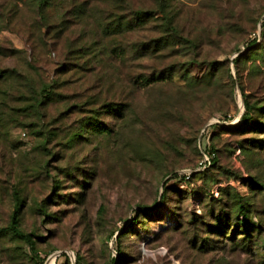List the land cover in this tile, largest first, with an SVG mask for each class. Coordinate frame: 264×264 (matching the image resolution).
Masks as SVG:
<instances>
[{
	"label": "rangeland",
	"instance_id": "374dc122",
	"mask_svg": "<svg viewBox=\"0 0 264 264\" xmlns=\"http://www.w3.org/2000/svg\"><path fill=\"white\" fill-rule=\"evenodd\" d=\"M70 1L0 0V264H264V0Z\"/></svg>",
	"mask_w": 264,
	"mask_h": 264
},
{
	"label": "trees",
	"instance_id": "16d2710c",
	"mask_svg": "<svg viewBox=\"0 0 264 264\" xmlns=\"http://www.w3.org/2000/svg\"><path fill=\"white\" fill-rule=\"evenodd\" d=\"M49 3H50L49 0H39V3H38L39 13L45 19H47V17H46L47 14H46L45 10H46L47 6H49ZM70 3H71L70 7L67 6V10H66V13L70 17H74L77 14V11L80 9V8L77 9L76 7L82 8L83 12H81L79 10L80 14L85 13L87 10V8H85V5H86L85 2H84V4L83 3L78 4V0H73V1H70ZM114 11L115 10H113L111 12V14H114ZM121 12H122V14H115L114 16L103 17L102 22H101L102 17H100L99 19L96 20V25L94 26L95 28H98V26H99V28L101 29V32L104 35H106L107 38H114L115 37L117 40L116 36H119L118 37L119 43H121L122 41H125L128 34L138 31L139 28L142 27V25H144L150 19H154V17H155V13L153 11L144 12L143 10H138V9L137 10L125 9L124 11H121ZM111 18H112V20L110 22H106V21H109ZM58 25L61 29V26L65 25V24H58ZM169 28H170V25L165 24V31L167 33H170L172 31ZM122 37H125V38L122 39ZM167 42H168L167 40L163 39L162 41H155V42H150V43H140V44L135 43L134 45L131 46V51L134 52L135 54H139L142 52L143 54L141 56H146L149 54H153L154 50L157 47H159V45H161V44H163V47H166L168 45ZM129 47L130 46L128 45L127 48H129ZM139 58H140V56L137 57V59H139ZM168 75H170V74H167V75L162 74V76H168ZM162 76L159 75L160 78H162ZM48 89H49L48 86H44L43 89L40 90V92H41L40 96L42 95L43 97H45V100L46 99L49 100L53 96L52 93H49L50 91ZM103 108H105L109 112L116 110V106L111 105V104H105L101 107V109H103ZM208 152L215 153V151H213V150H208ZM215 160H216V158L212 162L215 163ZM240 209L241 210H239V214L236 217L237 231H240V229H244L245 233H249V231H252L254 225L252 223V220L242 210L243 208L241 207ZM197 210H198V204H197V201L195 200L191 206V209L189 210V212H187V214H189L191 217H193V215L197 212ZM232 218H234V217L232 216ZM168 221H171V220H168ZM173 221H176L175 217L173 218ZM223 222L225 224L224 228H226L227 226L230 225V220L228 219V214H223ZM8 229L15 236L22 238V239L26 240L27 242L32 243V240L30 239V237L28 235H25L20 230L19 217H18L17 213H15L13 215L11 222H10V226L8 227ZM218 231L219 230H217V232ZM224 231L225 230L223 229L222 231H219V233H224ZM227 235H228V233L224 234L223 238L224 237L226 238ZM117 261H118V259H117Z\"/></svg>",
	"mask_w": 264,
	"mask_h": 264
},
{
	"label": "built area",
	"instance_id": "2783aa9c",
	"mask_svg": "<svg viewBox=\"0 0 264 264\" xmlns=\"http://www.w3.org/2000/svg\"><path fill=\"white\" fill-rule=\"evenodd\" d=\"M216 154L215 153H210L207 151L202 152V159L200 162V168L205 169L211 166L212 161L215 159Z\"/></svg>",
	"mask_w": 264,
	"mask_h": 264
},
{
	"label": "bare ground",
	"instance_id": "6f19581e",
	"mask_svg": "<svg viewBox=\"0 0 264 264\" xmlns=\"http://www.w3.org/2000/svg\"><path fill=\"white\" fill-rule=\"evenodd\" d=\"M57 254H54L53 256H56ZM51 262H52V259H51Z\"/></svg>",
	"mask_w": 264,
	"mask_h": 264
}]
</instances>
